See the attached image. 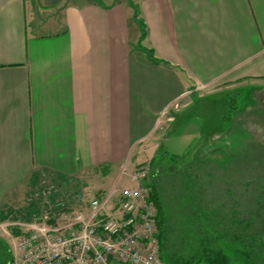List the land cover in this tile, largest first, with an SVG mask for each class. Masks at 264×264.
I'll use <instances>...</instances> for the list:
<instances>
[{"label":"crops","instance_id":"obj_1","mask_svg":"<svg viewBox=\"0 0 264 264\" xmlns=\"http://www.w3.org/2000/svg\"><path fill=\"white\" fill-rule=\"evenodd\" d=\"M223 81L264 82V0H0V240L43 174L120 176Z\"/></svg>","mask_w":264,"mask_h":264},{"label":"rangeland","instance_id":"obj_2","mask_svg":"<svg viewBox=\"0 0 264 264\" xmlns=\"http://www.w3.org/2000/svg\"><path fill=\"white\" fill-rule=\"evenodd\" d=\"M215 89L223 93L192 95L188 106L175 114L174 122L167 120V116L172 117L174 113L167 114L159 124L154 137L143 145L139 162L135 165L134 159L138 154L136 149L126 160L122 175L119 176L120 170H116L107 177L101 170H95L79 178L65 181L53 178L46 172L38 181L29 185L28 196L17 202V206L21 207L9 217L7 223L16 222L18 219H14L15 217L25 219V213L32 203L35 208L42 209L39 215L41 219L42 215L48 212L56 221L61 224L66 223L75 212L85 210L89 200L109 192L116 185L118 176L120 180L117 184V192L118 188L132 184L130 174L136 166H144L151 172V160L159 147V151L183 156L186 160L198 152L200 156L209 155L219 159H223L224 155L228 154L246 160L245 164L249 168L259 167L260 175V172L264 171V82L253 84L250 81H223L217 84ZM231 97L236 99V108L231 112L232 122L226 123L223 117L229 109ZM234 166V163L231 164L225 172L214 168L212 171L214 176L211 177L203 175V189L206 192L204 194L217 202V205L220 203L230 208L229 205L236 206L234 201L238 200L241 204L248 201V193L239 182L253 176L252 169L242 166L238 171L237 167L232 170ZM226 189L231 190L230 194ZM169 192L171 193L170 190ZM167 198L170 201V194ZM172 209L174 213L177 211L175 205L170 208L171 213ZM35 218L33 217L32 220ZM175 225L177 219L174 218L172 234L175 232L184 234L185 229L181 226L176 228ZM8 228L10 227L1 228L5 247L0 244V264L8 263L6 259L10 252L9 248L12 251L14 248V238L12 234H8L11 232ZM179 239L178 245L188 242ZM217 248L222 251L221 264H264V258H251L238 241L219 239ZM163 255L164 263L167 264V256ZM204 262L210 264L206 260Z\"/></svg>","mask_w":264,"mask_h":264},{"label":"trees","instance_id":"obj_3","mask_svg":"<svg viewBox=\"0 0 264 264\" xmlns=\"http://www.w3.org/2000/svg\"><path fill=\"white\" fill-rule=\"evenodd\" d=\"M141 36L144 37V33ZM235 100V97H231L229 101V109L223 117L226 123L232 122L231 112L236 108ZM159 149L151 160L149 184L152 187L151 197L158 209V238L162 259L165 254L167 264H204L205 260L210 264H221L222 251L217 248L219 239L238 241L251 258L263 259L264 171L259 169V175V167L249 168L245 164L246 160L228 154L223 159H217L209 155L200 156L198 152L186 160L183 156L160 152ZM233 163L235 166L232 170L237 167L238 171V168L245 166L252 169L253 176L239 182L248 193V201L243 204L234 201L236 206L229 205L230 209L206 197L203 175L214 176V168L225 172ZM226 191L228 194L231 192ZM174 205L177 211L174 213L172 209L171 213L170 208ZM174 218L177 219L175 227H183L184 234H172ZM178 239L188 242L178 245ZM0 244L5 247L1 240ZM11 258L9 252L6 262L9 263Z\"/></svg>","mask_w":264,"mask_h":264},{"label":"built area","instance_id":"obj_4","mask_svg":"<svg viewBox=\"0 0 264 264\" xmlns=\"http://www.w3.org/2000/svg\"><path fill=\"white\" fill-rule=\"evenodd\" d=\"M119 180L66 223L48 212L42 219L39 214L34 217L40 219L17 222L20 233L12 235L8 264H165L149 170L136 166L130 174L132 184L117 192Z\"/></svg>","mask_w":264,"mask_h":264}]
</instances>
